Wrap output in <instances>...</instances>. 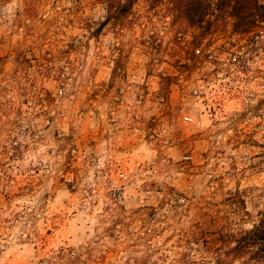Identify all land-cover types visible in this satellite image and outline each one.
I'll return each mask as SVG.
<instances>
[{
	"label": "clouds",
	"instance_id": "9594fccd",
	"mask_svg": "<svg viewBox=\"0 0 264 264\" xmlns=\"http://www.w3.org/2000/svg\"><path fill=\"white\" fill-rule=\"evenodd\" d=\"M0 264H264V0H0Z\"/></svg>",
	"mask_w": 264,
	"mask_h": 264
}]
</instances>
